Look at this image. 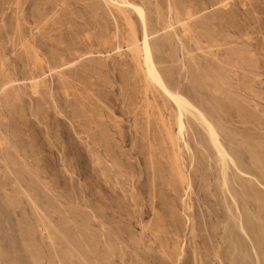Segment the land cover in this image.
I'll return each instance as SVG.
<instances>
[{
	"label": "rangeland",
	"instance_id": "374dc122",
	"mask_svg": "<svg viewBox=\"0 0 264 264\" xmlns=\"http://www.w3.org/2000/svg\"><path fill=\"white\" fill-rule=\"evenodd\" d=\"M128 1L0 0V264H264V0Z\"/></svg>",
	"mask_w": 264,
	"mask_h": 264
},
{
	"label": "bare ground",
	"instance_id": "6f19581e",
	"mask_svg": "<svg viewBox=\"0 0 264 264\" xmlns=\"http://www.w3.org/2000/svg\"><path fill=\"white\" fill-rule=\"evenodd\" d=\"M112 4L114 6H123V5H129L131 3H129L128 0H111ZM134 7V9L137 11L141 22H142V26H143V35H142V40L140 42V46H141V50H142V57H143V62L144 65L146 67V74L149 77V79L154 82L155 84H157L164 93H166L176 104L177 108H178V116H177V126H178V131L179 133L182 132L183 127H184V123L182 120V115H183V111L188 110L189 108L192 110V108H194V106H192L189 101H187V99L185 97H183L181 94L177 93V92H173L171 91L168 87L170 85H166V82L162 76V74L160 73V71L157 69L156 64H155V60H154V56H153V49L152 46L150 44V39L149 36L150 34L147 32L146 29V15L144 10L138 6V5H132ZM137 42V40H136ZM169 84V83H167ZM52 87V86H51ZM176 88V87H175ZM174 90V89H173ZM176 91V90H175ZM191 102V101H190ZM199 108V107H198ZM195 109V108H194ZM193 109V110H194ZM192 112H195L193 111ZM187 112V111H186ZM189 112V111H188ZM200 118L202 120V123L204 122L207 126V129L209 131V135L210 138L212 140V143H214V145L216 146L218 153L221 155L222 158H224V152L219 141L217 138V133H216V129L214 130L213 127L211 126L210 123L206 120V118L202 115V113L199 112ZM198 117V116H197ZM196 117V118H197ZM199 119V118H198ZM199 122V121H198ZM214 126V124H212ZM215 127V126H214ZM217 127V126H216ZM218 129L220 128L219 126L217 127ZM218 132V131H217ZM220 133V132H219ZM220 138V137H219ZM224 146V144H223ZM225 148V147H224ZM226 149V148H225ZM219 155V156H220ZM173 159V158H172ZM225 159V158H224ZM227 160V159H226ZM217 162V161H216ZM230 163V162H229ZM220 164V163H219ZM233 164V163H231ZM176 168V167H175ZM176 171V170H175ZM177 172V171H176ZM224 172V171H223ZM178 174V172H177ZM229 178V177H228ZM230 179V178H229ZM228 182V181H227ZM189 186V185H188ZM245 194V193H244ZM233 202V201H232ZM225 203V202H224ZM225 205V204H224ZM235 206V205H234ZM225 207V206H224ZM230 207V206H229ZM227 209V208H226ZM228 211V210H227ZM239 212V211H238ZM232 216V214H231ZM238 216V215H237ZM235 217V216H233ZM234 219V218H233ZM242 224V223H241ZM240 225V224H239ZM239 229V228H238ZM237 229V230H238ZM241 229V227H240ZM239 229V232H240ZM243 235V234H242ZM239 243V242H238ZM241 244V243H240ZM239 245V244H238ZM254 245V244H253ZM258 248V247H257ZM261 250V249H259ZM251 253V251H249ZM256 259V258H255ZM262 259V258H261ZM264 261V259H262ZM254 262V261H253ZM260 264V263H259Z\"/></svg>",
	"mask_w": 264,
	"mask_h": 264
}]
</instances>
